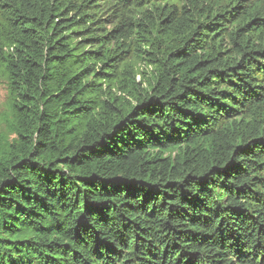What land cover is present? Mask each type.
<instances>
[{"label": "trees", "instance_id": "obj_1", "mask_svg": "<svg viewBox=\"0 0 264 264\" xmlns=\"http://www.w3.org/2000/svg\"><path fill=\"white\" fill-rule=\"evenodd\" d=\"M0 264H264V0H0Z\"/></svg>", "mask_w": 264, "mask_h": 264}, {"label": "rangeland", "instance_id": "obj_2", "mask_svg": "<svg viewBox=\"0 0 264 264\" xmlns=\"http://www.w3.org/2000/svg\"><path fill=\"white\" fill-rule=\"evenodd\" d=\"M11 118L10 96L7 78L0 72V134L8 135L7 123Z\"/></svg>", "mask_w": 264, "mask_h": 264}]
</instances>
